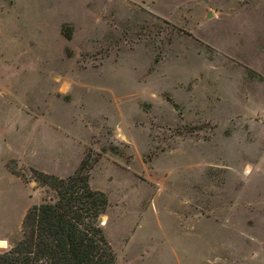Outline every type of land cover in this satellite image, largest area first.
Returning a JSON list of instances; mask_svg holds the SVG:
<instances>
[{
  "label": "rangeland",
  "instance_id": "1",
  "mask_svg": "<svg viewBox=\"0 0 264 264\" xmlns=\"http://www.w3.org/2000/svg\"><path fill=\"white\" fill-rule=\"evenodd\" d=\"M85 154L112 264H264V0H0V250Z\"/></svg>",
  "mask_w": 264,
  "mask_h": 264
},
{
  "label": "trees",
  "instance_id": "2",
  "mask_svg": "<svg viewBox=\"0 0 264 264\" xmlns=\"http://www.w3.org/2000/svg\"><path fill=\"white\" fill-rule=\"evenodd\" d=\"M97 158L85 154L65 178L39 173L40 185L54 195L27 209L16 239L0 250V264L113 263L114 254L100 225L108 201L88 185Z\"/></svg>",
  "mask_w": 264,
  "mask_h": 264
},
{
  "label": "bare ground",
  "instance_id": "3",
  "mask_svg": "<svg viewBox=\"0 0 264 264\" xmlns=\"http://www.w3.org/2000/svg\"><path fill=\"white\" fill-rule=\"evenodd\" d=\"M104 224V222L103 221H101V225H103Z\"/></svg>",
  "mask_w": 264,
  "mask_h": 264
},
{
  "label": "crops",
  "instance_id": "4",
  "mask_svg": "<svg viewBox=\"0 0 264 264\" xmlns=\"http://www.w3.org/2000/svg\"><path fill=\"white\" fill-rule=\"evenodd\" d=\"M11 158H13V157H11ZM35 167V166H34ZM36 168V167H35ZM101 224V223H100Z\"/></svg>",
  "mask_w": 264,
  "mask_h": 264
}]
</instances>
